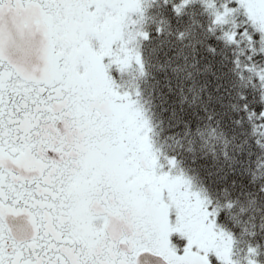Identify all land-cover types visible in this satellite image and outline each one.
<instances>
[{"label":"snow or ice","instance_id":"snow-or-ice-1","mask_svg":"<svg viewBox=\"0 0 264 264\" xmlns=\"http://www.w3.org/2000/svg\"><path fill=\"white\" fill-rule=\"evenodd\" d=\"M0 264H264V0H0Z\"/></svg>","mask_w":264,"mask_h":264}]
</instances>
